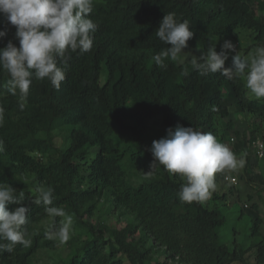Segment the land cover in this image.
Segmentation results:
<instances>
[{
	"label": "trees",
	"instance_id": "1",
	"mask_svg": "<svg viewBox=\"0 0 264 264\" xmlns=\"http://www.w3.org/2000/svg\"><path fill=\"white\" fill-rule=\"evenodd\" d=\"M168 13L190 22L195 35L187 49L206 52L214 41L234 40L239 33L249 35L252 42L244 52L264 46L261 0H94L89 14L98 26L93 47L86 53H70L66 79L58 90L47 79L34 78L21 109L19 90L16 95L8 92L10 77L0 69V106L5 109L0 182L25 192L24 205L29 207L25 228L32 240L30 247L18 244L13 252L0 254V264H38L40 255L56 250L55 240L45 233L58 228L63 218L49 217L43 204L33 203L41 186L54 189L52 206L64 208L73 217L72 226L84 227L89 235L68 264H122L119 254L130 264L148 259L141 246L128 241L131 228L105 236V228L83 222L104 198L132 214L166 259L180 264L245 263L242 250L220 241L226 219L219 207L209 206L210 201L226 203L233 186L228 194L214 191L203 202L186 203L178 196L186 183L180 176L162 165L147 173L153 162L146 138L151 121L160 119L164 136L168 128L182 125L211 132L222 143L232 129L230 122L221 127L224 119L242 114L255 120L254 129L247 136L249 142H235L236 153L258 140L254 134L264 124V98L257 100L245 88L243 77L201 76L191 61L180 57L166 59V68L156 65L154 55L168 45L155 33ZM5 26L0 48L9 40L19 47L16 28L0 15V29ZM225 67L231 65L225 62ZM123 135L133 141L131 149L120 148ZM250 168L245 165L244 174ZM131 169L143 173L137 186L127 180ZM218 174L222 182L230 175L226 170ZM18 206L7 205L10 211ZM250 209L256 212L255 205ZM260 225L258 216L250 219L253 239L261 237ZM254 248L255 262L264 264V240Z\"/></svg>",
	"mask_w": 264,
	"mask_h": 264
},
{
	"label": "clouds",
	"instance_id": "2",
	"mask_svg": "<svg viewBox=\"0 0 264 264\" xmlns=\"http://www.w3.org/2000/svg\"><path fill=\"white\" fill-rule=\"evenodd\" d=\"M94 0H0V15L16 28L15 39L19 47L9 40L0 48V69L5 70L8 80V92L20 93V108L25 107L33 79L50 81L57 90L66 79V68L70 53L79 50L89 52L93 47V33L97 24L89 18L93 12ZM7 26L0 29V39L7 35ZM156 36L168 47L154 55L153 59L160 68H166V59L177 61L180 54L188 48V42L195 33L188 20L180 21L175 13L163 16ZM231 56V67L225 62ZM200 62L191 64L201 76L219 73L232 80L245 79V88L257 99L264 98V46H259L253 54L242 57L237 53V45L225 39L216 50V43L211 45L199 57ZM64 65L61 67L60 65ZM187 74V69H185ZM5 109L0 106V124L4 119ZM166 136L154 140L150 152L153 169L162 165L170 174L178 175L183 183L178 193L182 202H203L216 190L215 174L235 171L244 166V159L237 158L231 149L221 143L211 132H202L194 127L177 125L168 128ZM3 141H0L2 150ZM38 195L33 203L44 205L45 213L52 218L62 217L60 226L45 233L48 239H59L66 243L70 239L73 224L72 215L64 208L52 206L54 189L37 187ZM25 192L13 188L6 182H0V254L13 252L16 245L30 247L25 225L28 224L26 213L29 207L24 205ZM19 205L9 210L7 205Z\"/></svg>",
	"mask_w": 264,
	"mask_h": 264
},
{
	"label": "rangeland",
	"instance_id": "3",
	"mask_svg": "<svg viewBox=\"0 0 264 264\" xmlns=\"http://www.w3.org/2000/svg\"><path fill=\"white\" fill-rule=\"evenodd\" d=\"M261 1L264 2V0ZM259 13L262 14L263 12L260 11ZM231 41L237 45V53L242 57L253 54L256 49H251L247 53L244 52V49L252 43L249 35L246 33H239L236 38L234 40L231 39ZM223 42L224 41H214L212 45L216 43V50H220V45L223 44ZM200 54V51L186 48L180 54V60H196L199 59ZM232 55H234V53H231L229 59L226 61L230 65L232 63ZM254 121L255 120L238 113H231L224 119L222 123L223 126L221 127L224 129L225 124L230 122L232 129L227 132L225 140L222 143L226 144L238 159L243 158L245 163L242 168H238L235 171L226 170L228 174L233 175V177H236L238 180L237 186L232 189V195L227 196L228 199L226 203L220 201L218 203L213 201L209 202L210 207H219V210L226 219L224 225L219 230L220 241L230 249L236 248L244 252L245 263L235 262L232 264H257L255 262L254 245L259 239L264 240V161L255 158L251 149L246 150L245 148V150L243 149L236 153L234 148L235 142L240 143L245 141V144L249 142L247 136L250 131L254 129ZM159 122L160 119H156L148 123L146 127V138L151 145L154 140H158L165 135ZM260 129L261 131L255 133L254 136L262 141V137H264V124ZM119 142L120 148L122 149H126L127 147L128 149L132 148L133 141L129 136H121ZM56 143L60 144V140H57ZM245 165L251 167L248 170L246 169L247 174H244ZM142 179L143 173L140 170L131 169L127 171V180L132 186H137ZM214 182L217 185L215 190L217 193H227L231 189L230 185L224 184V182L221 181L218 173L215 174ZM253 205L256 206V212L250 209ZM253 216H258L261 222V237L259 239L250 237V219H252ZM82 220L87 224L105 228V236H108V232L110 231H120L131 228L133 234L129 236L128 241L133 245L141 246L145 251L148 259L144 258V264H161L163 261H166L167 264H180L177 260L166 259L163 249L152 243L142 229H140L132 214L122 208H115L105 198L100 200L97 210L92 217L85 216ZM87 238H89V235L84 227L77 224L76 226H72L70 230V239L63 244L60 243L59 239H53L56 242V250H48L40 255L38 264H68L75 251L87 240ZM118 258L122 264H130L126 255L119 254Z\"/></svg>",
	"mask_w": 264,
	"mask_h": 264
},
{
	"label": "built area",
	"instance_id": "4",
	"mask_svg": "<svg viewBox=\"0 0 264 264\" xmlns=\"http://www.w3.org/2000/svg\"><path fill=\"white\" fill-rule=\"evenodd\" d=\"M253 151V154L255 156V158L261 160L262 158H264V142L257 140L255 142H253L250 146V148ZM223 181L230 185V186H237L238 180L236 177L230 176V175H226L223 178Z\"/></svg>",
	"mask_w": 264,
	"mask_h": 264
}]
</instances>
